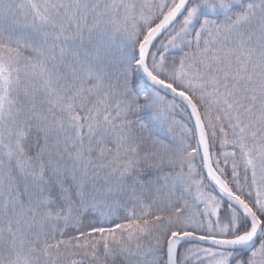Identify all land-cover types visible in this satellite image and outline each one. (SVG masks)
I'll return each mask as SVG.
<instances>
[{"label":"snow or ice","instance_id":"snow-or-ice-1","mask_svg":"<svg viewBox=\"0 0 264 264\" xmlns=\"http://www.w3.org/2000/svg\"><path fill=\"white\" fill-rule=\"evenodd\" d=\"M0 264H264V0H0Z\"/></svg>","mask_w":264,"mask_h":264}]
</instances>
